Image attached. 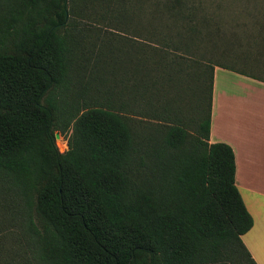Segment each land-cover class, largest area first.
Masks as SVG:
<instances>
[{
  "label": "trees",
  "instance_id": "obj_1",
  "mask_svg": "<svg viewBox=\"0 0 264 264\" xmlns=\"http://www.w3.org/2000/svg\"><path fill=\"white\" fill-rule=\"evenodd\" d=\"M93 1L0 0V191L17 206L0 264H257L234 151L209 138L215 67L264 82V0H114L132 35L100 100L77 18Z\"/></svg>",
  "mask_w": 264,
  "mask_h": 264
},
{
  "label": "crops",
  "instance_id": "obj_2",
  "mask_svg": "<svg viewBox=\"0 0 264 264\" xmlns=\"http://www.w3.org/2000/svg\"><path fill=\"white\" fill-rule=\"evenodd\" d=\"M236 76V92L215 90L218 72ZM210 142L229 144L235 154V184L253 225L241 239L257 264H264V82L215 67ZM246 197V198H245Z\"/></svg>",
  "mask_w": 264,
  "mask_h": 264
},
{
  "label": "rangeland",
  "instance_id": "obj_3",
  "mask_svg": "<svg viewBox=\"0 0 264 264\" xmlns=\"http://www.w3.org/2000/svg\"><path fill=\"white\" fill-rule=\"evenodd\" d=\"M92 4L86 16L77 18L81 21L80 23L86 27L82 33L84 44L89 54L93 55L90 57V61H87L88 66L85 71V80H92L90 81L92 82L90 95L100 100L102 95L98 93L97 88L101 90L103 87L106 88L108 84L111 85V73H109L111 68L103 64L105 60L108 61L109 59L106 56L107 54L109 55L111 51L116 53L118 51L121 52L123 40L129 38L132 33L125 29L124 25L116 26L114 22L116 19L110 20L113 16H117L113 14L111 8V6L114 5V0H94ZM97 56L101 58L98 64L96 63ZM95 77L96 79L93 81ZM236 79L238 78L231 72H218L215 79V90H218V92L220 90L236 92L237 87L234 85ZM56 132H58V136L55 138V143L59 151H64L67 148L66 137L59 131ZM16 208V201L7 195L5 196L0 191V237H7L4 240L5 246L16 245L14 236L9 234L11 231H17V227H13L15 222L9 220L11 214L12 216L16 214Z\"/></svg>",
  "mask_w": 264,
  "mask_h": 264
},
{
  "label": "water",
  "instance_id": "obj_4",
  "mask_svg": "<svg viewBox=\"0 0 264 264\" xmlns=\"http://www.w3.org/2000/svg\"><path fill=\"white\" fill-rule=\"evenodd\" d=\"M57 136H58V134L55 135V137H57Z\"/></svg>",
  "mask_w": 264,
  "mask_h": 264
}]
</instances>
